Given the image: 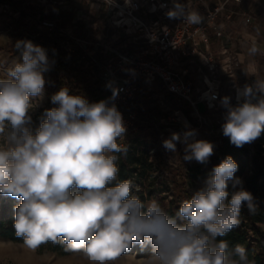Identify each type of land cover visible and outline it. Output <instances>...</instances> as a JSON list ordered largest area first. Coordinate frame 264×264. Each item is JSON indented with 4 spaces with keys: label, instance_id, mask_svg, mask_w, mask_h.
I'll return each mask as SVG.
<instances>
[{
    "label": "clouds",
    "instance_id": "9594fccd",
    "mask_svg": "<svg viewBox=\"0 0 264 264\" xmlns=\"http://www.w3.org/2000/svg\"><path fill=\"white\" fill-rule=\"evenodd\" d=\"M170 19L199 25L204 17L187 3L174 0ZM19 58L0 78V195L20 201L14 229L31 250L62 243L66 251L82 252L90 264H114L134 245L151 247L146 264H251L246 249L218 239L240 224L242 208L255 214L257 205L244 189L229 192L238 163L227 156L212 169L204 187L169 215L156 200L147 203L133 194L131 180L114 183L117 161L126 156L127 128L114 100L90 103L67 86L51 95L54 107L45 109L33 132L32 112L45 95V73L51 68L47 51L30 40H18ZM255 43L249 52L256 55ZM244 102L229 107L222 133L242 147L264 132V79L238 92ZM254 101V102H253ZM228 102V98H224ZM195 130L172 133L163 147L176 151L184 142V160L206 164L214 146L206 140L188 142Z\"/></svg>",
    "mask_w": 264,
    "mask_h": 264
},
{
    "label": "built area",
    "instance_id": "2783aa9c",
    "mask_svg": "<svg viewBox=\"0 0 264 264\" xmlns=\"http://www.w3.org/2000/svg\"><path fill=\"white\" fill-rule=\"evenodd\" d=\"M41 2L56 4V0ZM173 6L171 0H97L95 9L100 17L93 26L84 25L86 30L94 28L90 36L58 24L60 48L68 56L78 51L72 60L103 85L102 100H108L113 89H118L110 103L116 105L127 128L125 138L119 141L121 144L128 133L141 129L159 131V124L165 122L179 131L203 126L210 133L216 131L214 122L204 112L215 109L218 102L217 77L231 75L241 66L238 55L225 44L224 25L216 22L224 2L207 9L199 25L170 19L167 12ZM43 24L47 30L53 26L48 21ZM211 27L217 28L216 54L211 50ZM143 81L147 82L145 90L154 89L155 83L162 97L168 95L176 100L177 108L172 115L155 116L140 102L141 94L146 99L141 90ZM211 89L212 93L205 95ZM241 97L236 89L235 101Z\"/></svg>",
    "mask_w": 264,
    "mask_h": 264
},
{
    "label": "rangeland",
    "instance_id": "374dc122",
    "mask_svg": "<svg viewBox=\"0 0 264 264\" xmlns=\"http://www.w3.org/2000/svg\"><path fill=\"white\" fill-rule=\"evenodd\" d=\"M3 6L0 5V78H3L7 67L19 58V52L14 45L18 40H30L37 44L34 34L26 31H17L11 20L1 14ZM64 24V23H62ZM41 46V45H40ZM78 51L69 54V58H76ZM252 69L247 72L246 66L241 63V66L231 75H220L217 77L219 81L218 87V102L215 109L205 111L204 114L211 118L215 124L216 131L210 133L206 127H201L195 130V135L190 137L188 142L197 140H206L214 146V154L209 158L206 164H201L194 159L191 161L184 160L185 143L176 142V151H170L163 147V141L171 137L172 133H180L183 140V133L177 128L168 125L167 122L159 124V131L153 133H144L139 136L129 133L124 144L129 146L130 153H134L139 160L136 161L135 171L132 176L126 180L133 181L138 189L133 192L134 195L142 199L145 203L164 198L166 206H171L174 212L178 211L181 203L190 199L192 194L204 187L207 178L213 175L212 169L221 162L220 149L222 144V124L224 116L229 107H236L238 101H235V91L242 90L245 85H254L256 80L264 79V54L252 55ZM206 72V71H204ZM147 82L141 83V90L145 93L146 99L144 103L150 109L153 115L158 117H167L172 115V112L177 108L176 100L173 97L164 95L153 84L154 89L145 90ZM202 87V86H201ZM228 98V102H224V98ZM241 99H243L241 97ZM162 101V103H161ZM202 108L203 105L201 104ZM45 109H50L47 93L45 92L43 100L39 103L32 112L33 123L30 126L33 132L39 127L40 118ZM248 150V160L242 174H235L240 180L239 184L234 185L229 182V192L244 189L250 192L249 179L253 173L255 164L260 165L264 169V137H259L254 142L244 145ZM238 161L243 162L242 159ZM142 162V163H141ZM185 178V189L189 197H185L182 192L176 191L173 194L172 180L177 182ZM251 193V192H250ZM178 194V195H177ZM141 195V196H140ZM20 201L0 195V220L9 222L14 225L15 206ZM240 224H244L240 215ZM257 227L264 234V223H257ZM248 236L253 239V234L247 228ZM52 242H48L31 250L26 247L22 240H11L7 237L0 236V264H90L82 252L66 251L63 245L58 250H49ZM153 255L151 247L141 249L139 245H134L132 249L122 254L114 264H146V259Z\"/></svg>",
    "mask_w": 264,
    "mask_h": 264
},
{
    "label": "trees",
    "instance_id": "16d2710c",
    "mask_svg": "<svg viewBox=\"0 0 264 264\" xmlns=\"http://www.w3.org/2000/svg\"><path fill=\"white\" fill-rule=\"evenodd\" d=\"M0 5L3 6L1 14H4L11 20V23L17 31L23 30L34 34L37 43L47 51L51 68L44 75L46 79L45 92L47 93L50 108L55 106L50 101L51 95L63 86H67L71 94H79L86 97L90 103L99 102L103 99L105 94L103 85L99 81L94 80L82 65L75 63L60 48L59 42L61 37L57 32L58 23L53 15L46 13L37 4H30L27 0H0ZM43 21L51 22L53 26L47 30ZM45 33H48V35H45ZM143 97L144 94H141L140 102L144 105ZM243 102L244 99H241L238 101L237 106ZM147 132L153 133L154 131H143L141 129V131L130 133L139 136ZM260 137H264V132H262ZM218 149L221 150V161L227 156H231L238 163V171L235 174L240 175L244 172L248 160V150L244 145L242 147H236L230 143L229 139L222 138V144ZM238 159H242L243 162L240 163ZM137 160L139 159L135 157L134 153H130V150H128L126 156L121 155L117 161L120 171L114 183L126 180L132 176L135 171L133 165L136 164ZM172 182L173 194L178 190L185 197H189L185 189V178L180 182L173 179ZM249 189L257 205L256 213L250 214L246 207L242 208L240 214L244 222L242 227L233 228L226 236L218 239L228 242L229 252L234 258V247L236 245H242L246 249L248 260L251 264H264V234L256 226L257 223H264V169L258 164H255L253 167V173L249 179ZM164 200V198L156 199L169 215H174L173 208L166 206ZM247 228L251 230L253 239L248 236ZM0 236L7 237L11 240H22L21 237L16 236L13 225L2 220H0ZM62 247L63 245L60 243H53L48 249L58 250Z\"/></svg>",
    "mask_w": 264,
    "mask_h": 264
},
{
    "label": "crops",
    "instance_id": "0c3cea01",
    "mask_svg": "<svg viewBox=\"0 0 264 264\" xmlns=\"http://www.w3.org/2000/svg\"><path fill=\"white\" fill-rule=\"evenodd\" d=\"M30 4H37L48 14L55 17L58 24L64 23L69 29L76 28L80 33L90 36L94 28L86 30L85 24L91 23L100 17L96 12L97 0H56V4L42 3L41 0H27ZM174 5V0H171ZM187 3L192 9L198 10L204 16L207 9L224 2V9L217 16L216 22L224 25L222 31L229 46L246 66L247 72L252 69L253 57L249 49L255 43L260 49L257 54H264V0H179ZM226 15H229L228 17ZM247 18L249 20H247ZM216 27L209 29L211 50L218 51V38L215 36ZM256 54V55H257ZM251 68V69H250ZM194 74V70H190ZM254 102V101H253Z\"/></svg>",
    "mask_w": 264,
    "mask_h": 264
},
{
    "label": "bare ground",
    "instance_id": "6f19581e",
    "mask_svg": "<svg viewBox=\"0 0 264 264\" xmlns=\"http://www.w3.org/2000/svg\"><path fill=\"white\" fill-rule=\"evenodd\" d=\"M213 89H211L210 91H208L207 93H205V95H210L212 92Z\"/></svg>",
    "mask_w": 264,
    "mask_h": 264
}]
</instances>
